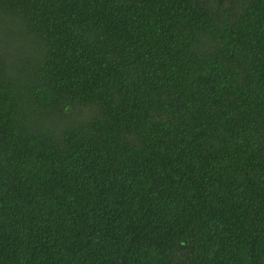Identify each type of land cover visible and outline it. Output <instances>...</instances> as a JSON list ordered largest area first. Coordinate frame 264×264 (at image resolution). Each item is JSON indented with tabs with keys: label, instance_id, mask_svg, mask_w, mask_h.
I'll return each mask as SVG.
<instances>
[{
	"label": "trees",
	"instance_id": "obj_1",
	"mask_svg": "<svg viewBox=\"0 0 264 264\" xmlns=\"http://www.w3.org/2000/svg\"><path fill=\"white\" fill-rule=\"evenodd\" d=\"M0 264H264V0H0Z\"/></svg>",
	"mask_w": 264,
	"mask_h": 264
},
{
	"label": "rangeland",
	"instance_id": "obj_2",
	"mask_svg": "<svg viewBox=\"0 0 264 264\" xmlns=\"http://www.w3.org/2000/svg\"><path fill=\"white\" fill-rule=\"evenodd\" d=\"M1 33H5V32L1 31Z\"/></svg>",
	"mask_w": 264,
	"mask_h": 264
}]
</instances>
